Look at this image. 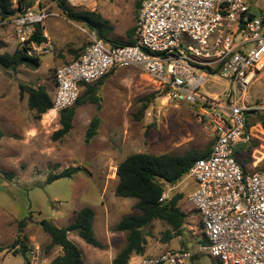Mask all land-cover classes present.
<instances>
[{"label": "rangeland", "instance_id": "374dc122", "mask_svg": "<svg viewBox=\"0 0 264 264\" xmlns=\"http://www.w3.org/2000/svg\"><path fill=\"white\" fill-rule=\"evenodd\" d=\"M10 1L12 8H17L18 0ZM32 1L29 9L48 14L42 33L50 38L51 49L39 57L37 69L26 66L0 69V120L4 130L0 140V264H50L62 250L54 247L46 251L50 239L38 222L48 220L63 228L73 223L83 208L94 212L93 231L103 249L85 244L74 233L68 237L77 243L85 264H112L126 245V234L112 232L113 228L123 216L140 213L135 209L137 200L114 196L117 164L134 153L183 155L190 150L207 153L211 139L197 123L196 108L168 101L162 97L158 85L141 70L126 68L103 78L96 88L98 104L87 102L82 92L83 103L75 107L72 129L65 137L54 140L53 134L60 129L59 113L51 111L54 117L42 115L36 120L35 113L28 110L27 95H19V85L44 87L49 97L53 96L55 70L81 53L88 39L80 29H89L82 23L69 21L50 0ZM140 1L66 0V3L73 12L99 14L110 27L107 40L125 42L126 33L135 25ZM243 1L264 14V0ZM181 42L193 46L186 36ZM19 48L13 30L7 25L0 26V55H12ZM204 75L203 93L217 96L225 104L230 83L219 74ZM241 102L256 110L247 114L244 138L249 141L235 148V158L247 172L261 171L264 169V78L253 83L247 94L241 96ZM94 117L98 119L96 134L86 143L85 133ZM67 168H77L78 172L70 178L47 183L50 175ZM163 187L164 201L182 195L179 207L186 216L183 232L165 241L164 233L170 228L161 221H153L143 230L146 240L143 256L186 249L201 236L199 219L189 203L197 183L184 178L173 189L166 184ZM22 220L26 221V227L20 230L18 224ZM17 240L23 244L15 243ZM216 263L205 253L180 262Z\"/></svg>", "mask_w": 264, "mask_h": 264}, {"label": "built area", "instance_id": "2783aa9c", "mask_svg": "<svg viewBox=\"0 0 264 264\" xmlns=\"http://www.w3.org/2000/svg\"><path fill=\"white\" fill-rule=\"evenodd\" d=\"M47 17L27 9L0 19V26L13 30L27 57L39 58L51 49V40L45 33L43 42L32 36ZM263 27L264 14L243 0H141L133 45H112L80 29L87 45L77 60L56 69L51 97L56 113L73 107L83 86L116 70L137 68L158 85L162 97L196 108L197 123L211 139L209 155L185 176L198 185L189 202L207 244L138 261L133 256L127 264H180L201 253L218 264H264V169L247 172L235 158V148L249 141L244 138L247 114L256 110L241 96L264 78ZM183 36L193 46L181 42ZM204 74H219L230 83L225 104L203 93Z\"/></svg>", "mask_w": 264, "mask_h": 264}, {"label": "trees", "instance_id": "16d2710c", "mask_svg": "<svg viewBox=\"0 0 264 264\" xmlns=\"http://www.w3.org/2000/svg\"><path fill=\"white\" fill-rule=\"evenodd\" d=\"M67 17L69 21H75L85 25L89 31H94L98 38L110 42L112 45H133L134 27L126 33L125 42H112L107 40V31L110 29L108 22L95 12H73L66 3V0H50ZM141 2V1H140ZM138 4V8L140 6ZM33 6L32 0H18L17 8H12L10 0H0V19H5L16 14H23L27 9ZM137 8V10H138ZM42 29L36 27L32 40L43 42ZM40 65L39 58H29L24 51L19 48L12 55L7 53L0 55V69L15 70L19 66H26L30 69H37ZM56 71V70H55ZM103 83V79L93 85H86L83 96L91 104H98L96 88ZM27 95L28 110L35 113V119L48 113L52 109V101L44 87L30 88L22 84L19 85L20 97ZM81 95V94H80ZM83 102L79 98L75 105L70 109H65L59 113L58 123L60 129L53 134L54 140H60L65 137L72 129V121L75 114V107ZM264 123V121H262ZM98 125V119L94 117L85 133V142L95 136ZM247 125V122H246ZM4 137L0 129V140ZM209 155L198 151L190 150L183 155H152L146 153H134L126 156L116 167V181L114 196L120 199L137 200L135 209L140 213L136 215L123 216L115 225L112 232L125 233L126 245L119 255L113 260L112 264H127L133 256L141 257L145 253L146 240L143 230L153 221H161L170 229L165 231V241H169L182 235L186 216L179 208L178 202L182 199L181 194L171 197L166 204H163L162 195L164 193V184L177 186L188 174L189 169L195 161L204 159ZM78 172L77 168H67L57 175H50L47 183L70 178ZM94 212L90 208L81 209L75 217L73 223L66 227L58 228L48 220H40L38 225L44 234H46L50 243L46 251L54 247H59L62 254L55 257L50 264H85L82 251L78 246L68 239L69 233H74L85 244L97 249H103V246L97 241L93 231ZM18 227H26V221L19 222ZM201 230V225L198 224ZM198 240V239H197ZM17 240L15 243H18ZM19 243L23 244L19 241ZM195 246L207 244L203 234ZM22 248H24L22 246ZM190 246L182 251L192 250ZM218 264V263H216Z\"/></svg>", "mask_w": 264, "mask_h": 264}, {"label": "crops", "instance_id": "0c3cea01", "mask_svg": "<svg viewBox=\"0 0 264 264\" xmlns=\"http://www.w3.org/2000/svg\"><path fill=\"white\" fill-rule=\"evenodd\" d=\"M134 26H135V25H134ZM40 29H42V28H40ZM45 34H46V33H45ZM82 51H83V50H82ZM82 51H81V53H82ZM81 53H79V55H78L77 57H74L69 63H71V62L77 60V59L79 58V56L81 55ZM67 60H69V58H68ZM69 63H67V64H69ZM63 65H65V64H63ZM84 91H85V88H82V89H81V94H82V92H84ZM51 97H52V96H51ZM51 97H50V98H51ZM50 111H52V109H51ZM8 114L11 115L10 112H8ZM56 114H57V113H56ZM44 115H45V114H44ZM55 116H56V115H55ZM10 118H11V117H10ZM0 129H1V131L3 132V134H4L3 125H2L1 120H0ZM120 162H121V161H120ZM120 162H119V163H120ZM119 163H118V164H119ZM118 164H117V165H118ZM116 167H117V166H116ZM166 185H167V184H166ZM167 186H169V185H167ZM172 189H173V188H172ZM180 201H181V200H180ZM180 201H179V202H180ZM179 202H178V206H179ZM189 203H190V202H189ZM179 208H180V207H179ZM200 237H201V236H200ZM200 237H199L198 240H196V241H199V240H200ZM68 239H69L71 242H73L75 245L77 244V243L74 241V239H72V238H70V237H68ZM76 246H77V245H76ZM192 247H193V249H194V248L196 247L195 244H193ZM193 249H192V250H193ZM179 250H180V249H179ZM189 251H191V250H189ZM194 258H195V257H194ZM51 261H52V260H51Z\"/></svg>", "mask_w": 264, "mask_h": 264}, {"label": "bare ground", "instance_id": "6f19581e", "mask_svg": "<svg viewBox=\"0 0 264 264\" xmlns=\"http://www.w3.org/2000/svg\"><path fill=\"white\" fill-rule=\"evenodd\" d=\"M53 111V110H52ZM55 112V111H54ZM56 113V112H55ZM47 117H54V113L49 111L48 113L45 114Z\"/></svg>", "mask_w": 264, "mask_h": 264}, {"label": "water", "instance_id": "95a60500", "mask_svg": "<svg viewBox=\"0 0 264 264\" xmlns=\"http://www.w3.org/2000/svg\"><path fill=\"white\" fill-rule=\"evenodd\" d=\"M38 28L40 29L41 27L38 26ZM166 203H167V201L165 200V201L163 202V204H166Z\"/></svg>", "mask_w": 264, "mask_h": 264}]
</instances>
